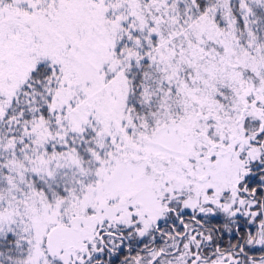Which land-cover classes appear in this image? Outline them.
<instances>
[{
  "label": "snow or ice",
  "instance_id": "6c2138e0",
  "mask_svg": "<svg viewBox=\"0 0 264 264\" xmlns=\"http://www.w3.org/2000/svg\"><path fill=\"white\" fill-rule=\"evenodd\" d=\"M0 264H264V0H0Z\"/></svg>",
  "mask_w": 264,
  "mask_h": 264
}]
</instances>
